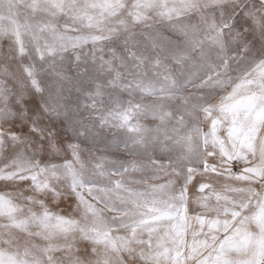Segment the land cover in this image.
I'll use <instances>...</instances> for the list:
<instances>
[{
    "label": "snow or ice",
    "instance_id": "1",
    "mask_svg": "<svg viewBox=\"0 0 264 264\" xmlns=\"http://www.w3.org/2000/svg\"><path fill=\"white\" fill-rule=\"evenodd\" d=\"M0 264H264V0H0Z\"/></svg>",
    "mask_w": 264,
    "mask_h": 264
}]
</instances>
